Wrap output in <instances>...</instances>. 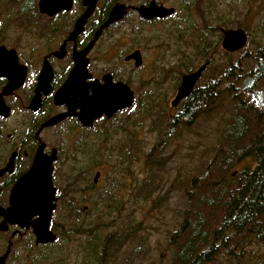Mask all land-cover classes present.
Listing matches in <instances>:
<instances>
[{
	"label": "rangeland",
	"instance_id": "374dc122",
	"mask_svg": "<svg viewBox=\"0 0 264 264\" xmlns=\"http://www.w3.org/2000/svg\"><path fill=\"white\" fill-rule=\"evenodd\" d=\"M24 1L26 0H0V43L23 50L27 43L42 47L44 44L41 42L45 41L41 39L43 34L40 29H35L41 23L43 27L47 20L38 16L36 1L29 11H19V6ZM111 1L100 0L103 6ZM127 1L135 4L144 0ZM166 2L175 10L171 17L136 26L133 16H129L117 27L105 32L90 54V70L98 76L123 63V57H118L119 53L123 55L137 48L142 52L143 61L139 67H134L132 62L126 66L134 91L132 109H129V116L126 118L129 121L117 116L111 122L98 123L96 127L99 128L104 124L102 129L105 134H100L95 143H92L95 152L90 153L87 144L81 147L83 170L77 176L75 190L72 193L68 190L66 198L75 200L76 208L82 209L80 221L88 220L92 224L84 234L72 231L61 236L59 234V240L48 252L53 259L51 264H100L98 259L104 238L109 232L128 229L135 233V237L130 236L119 247L106 244L109 254L105 255L102 264H169L170 232L179 228L182 221L181 211L187 203L185 193L186 190H191L189 182L194 176H202L218 149L226 146L220 141L221 130L234 111L231 91L228 92L227 89L221 97L220 108L203 114L191 125L172 132L176 135L168 134L164 148L159 145V133L165 135V132H159L158 129L163 121L173 119L180 108L181 102L171 107L170 101L182 74L195 69L209 57L211 51L213 67L229 66L230 53L233 61L241 59L244 65V55L253 54L264 44V0ZM76 13L73 11L64 15L63 24L70 26ZM231 28L243 29L247 34V41L240 50L227 52L221 48V30ZM61 37V33L57 32L52 44ZM201 39L208 45L206 56L197 52ZM260 83L264 85V81ZM202 84L201 78L197 85ZM235 84L238 87L240 82ZM239 93L242 95V90ZM17 119L13 115L8 124L13 121L16 124ZM118 119L122 122H117ZM49 142H53L51 137ZM71 144L70 141L66 144L65 152ZM123 145L125 150H129L128 155H122ZM103 146L106 148L101 153ZM153 147L163 149L160 154L153 153L154 163H160L158 168L150 165L147 160V154ZM100 153L105 157L102 162L99 157L97 162H93L91 155L100 156ZM252 164L249 158L242 160L231 170H240ZM95 171L100 172V177L93 183ZM150 173H156L158 189L147 200L139 201L135 197L134 188ZM63 176L64 174L55 177L60 188ZM116 186L122 187L119 190L121 199L117 202L112 200L107 207L98 195L108 190L113 191ZM158 197L161 198L160 205L154 202ZM64 213L66 229L70 230L68 223L74 221L73 214L66 207L64 211L61 200L56 216ZM92 228L99 236L96 251L90 248ZM2 237L4 238L0 234V240ZM210 264L228 263L225 257L220 256L215 263Z\"/></svg>",
	"mask_w": 264,
	"mask_h": 264
},
{
	"label": "trees",
	"instance_id": "16d2710c",
	"mask_svg": "<svg viewBox=\"0 0 264 264\" xmlns=\"http://www.w3.org/2000/svg\"><path fill=\"white\" fill-rule=\"evenodd\" d=\"M29 9L30 1L26 0L18 10ZM206 46L205 40L201 39L197 48L201 56L208 53ZM228 56L229 66L226 68L222 65L213 67L211 57L205 59L210 65L202 74L203 84L195 86L190 95L179 102L180 108L174 118L163 121L158 129L165 132V135L159 133V145L164 148L168 134L174 136L179 128H185L199 116L220 108L225 89L231 91L234 111L222 128L220 138L226 146L218 149L202 176H194L189 182L191 190L185 193L187 203L181 211L182 221L179 228L170 232L169 264H210L220 256L225 257L228 264H264V85L260 83L264 81V44L253 54L244 55V65L241 59L233 61L231 53ZM238 81L239 88L235 84ZM239 90H242V95ZM106 136L109 138L107 133ZM88 147L90 153L95 152L92 145ZM105 148H101V153ZM162 150L153 147L149 151L147 160L150 165L159 167L160 163H154L152 157L153 153L160 154ZM121 152L125 156L129 150H125L123 145ZM101 153L100 156L91 155L92 161L97 162L99 157L102 162L105 157ZM249 158L252 165L231 170ZM157 185L156 173H150L134 188L135 197L139 201L147 200L158 189ZM121 188L116 186L113 191L108 190L98 196L109 207L112 200L117 202L121 199ZM160 201V197L154 200L158 205ZM74 205L75 202L68 208L74 220L68 223L69 229L87 233V227L92 223L80 221L82 209ZM90 235V248L96 251L99 236L94 228ZM130 236L134 238L135 233L129 229L109 232L101 243L99 263L102 264L105 255L109 254L106 244L119 247Z\"/></svg>",
	"mask_w": 264,
	"mask_h": 264
},
{
	"label": "flooded vegetation",
	"instance_id": "af4514ba",
	"mask_svg": "<svg viewBox=\"0 0 264 264\" xmlns=\"http://www.w3.org/2000/svg\"><path fill=\"white\" fill-rule=\"evenodd\" d=\"M29 1L30 9L36 1L38 16L47 20V23L43 26L44 28L41 27L43 25L41 23L35 29H40V32L43 34L41 39L45 41L41 43L44 46H32V43H27V46L23 50L19 47H12L0 43V46H4L7 50H13L15 55V61H8L5 57L0 58L2 62H9L4 67V70L13 75L12 83L10 84L7 76L0 75V94L6 87L10 90L9 93L2 94V99L0 98L4 104L3 107L8 111L7 115L0 113V206L4 208L9 206V193L13 185L19 177L30 169L37 151H40L41 156L46 158L50 157L52 169L51 180L55 187V207L50 216L48 229L55 234V240L48 243L36 242L31 226L21 227L17 224H8L6 231H0V234L4 236L0 240V261L8 250L3 264H51L53 259L48 254L49 250L59 240V234L61 236V234H69L71 232V230H66L65 213L58 217L56 215L61 200H63L64 211L65 207L68 210L69 205L73 202L76 205V201L72 198H66V195L68 194V190L70 193L75 190L76 184L78 183V177L76 178V176H80L83 170V152L81 147H84L86 144L91 146L100 134L102 136L105 134L102 129L104 127L102 125L104 124L99 128L96 127L98 123L111 122L117 116H120L122 118L121 120L129 121L126 118L129 116V109L130 111L132 109L134 91L132 90V84L129 80L130 76L128 75L126 66L129 65V62L133 64V61H126L124 58L137 48L123 55L119 53L118 57H123V63L121 62L119 67L115 66L112 70L108 69L107 72H103L98 76L90 70V54L96 47L100 37L109 29L117 27L123 20H127L129 16H133L137 26L171 17L175 11L172 6L167 4L166 0H155L157 5L165 8L171 7L173 13L164 18L145 19L139 15L135 8L140 5H147L151 0H144L135 4L129 3L127 0H113L106 6H103L100 0H97L91 15L87 18L83 26V30L73 40H70L68 37L76 19L86 9V6L83 5V0H72V6L69 10H61L52 16L42 14L38 11V0ZM115 3L125 5V14L120 20L102 29L94 45L86 53V69L90 77L86 78L83 83L88 88V95H91V85L89 83L92 80H97L102 83V76L109 74L113 83L120 82L128 87L133 96L132 104L127 108L116 111L109 118L102 114L93 120L92 125L82 124L75 115L66 116L51 125H44L52 117L68 111L66 98L58 102L56 94L74 66L73 53L84 49L92 40L95 31L107 19L108 12ZM73 11L77 12L73 23L70 26L63 24L64 15L70 14ZM57 32H60L62 37L55 44H52ZM139 51L141 54V50ZM211 54L212 51L208 54L209 57ZM45 63L48 66L42 74ZM204 63H206L205 71L210 65L209 60H204L193 70H196ZM203 72L194 87L200 82ZM79 109L76 108L75 112H78ZM13 115L15 118L18 117L17 123L15 124L13 121L11 124H8L10 123L9 119ZM116 121L122 122L119 119ZM50 137L53 141L52 144L49 142ZM69 141L72 144L68 148V151L65 152V149H67L66 144ZM10 159L11 164L8 167L9 169L1 172L8 165ZM61 174H64V176L62 182H60L62 185L60 188L58 182L55 181V177ZM35 218L36 216L31 220ZM1 220L2 217H0Z\"/></svg>",
	"mask_w": 264,
	"mask_h": 264
},
{
	"label": "water",
	"instance_id": "95a60500",
	"mask_svg": "<svg viewBox=\"0 0 264 264\" xmlns=\"http://www.w3.org/2000/svg\"><path fill=\"white\" fill-rule=\"evenodd\" d=\"M96 2L97 0H83L86 9L76 19L68 39L73 40L83 30V26L91 15ZM71 6L72 0H38L37 2L38 11L48 16H52L61 10L67 11ZM125 9L126 7L122 3L113 4L108 12L107 19L95 31L92 40L84 49L73 53L74 66L56 94L58 102L66 98L68 111L52 117L44 125H51L69 115H75L84 125H92L93 120L102 114L109 118L116 111L127 108L132 104L133 96L128 87L120 82L113 83L109 74L102 76V83L97 80H92L89 83L91 85V95H88V88L83 83L86 78L90 77L86 69V53L92 48L102 29L120 20L125 14ZM135 9L145 19L164 18L173 13L171 7L165 8L157 5L155 0H151L147 5H140ZM221 32V48L223 50L234 52L245 46L247 34L243 29H222ZM3 57L8 61H15L14 51L0 46V58ZM124 59L126 61L132 60L134 67H138L142 63L138 49L129 53ZM8 64L9 62L0 60V75L7 76L10 84L13 75L4 70V67ZM47 66L45 63L42 74L46 71ZM205 67L206 63L200 65L196 70L181 75L174 97L170 101L171 107L177 106L180 101L190 95ZM9 91L6 87L0 94V98L2 99V94L9 93ZM1 99L0 113L7 115L8 111L3 107L4 104ZM76 108H80L78 112H75ZM10 164L11 159L1 172L8 170ZM51 171L50 157L41 156L40 151H37L30 169L19 177L13 185L9 193V206L7 208L0 206V217H2L0 231H6L8 224H17L21 227L31 226L36 242L48 243L55 240V234L48 229L50 216L55 207V187L51 180ZM98 177L99 172H96L93 177L94 183ZM34 216L36 218L31 220ZM7 253L8 250L2 256L0 264H3Z\"/></svg>",
	"mask_w": 264,
	"mask_h": 264
}]
</instances>
